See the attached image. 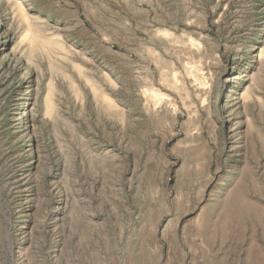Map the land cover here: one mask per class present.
Here are the masks:
<instances>
[{"label": "rangeland", "instance_id": "374dc122", "mask_svg": "<svg viewBox=\"0 0 264 264\" xmlns=\"http://www.w3.org/2000/svg\"><path fill=\"white\" fill-rule=\"evenodd\" d=\"M0 264H264V0H0Z\"/></svg>", "mask_w": 264, "mask_h": 264}]
</instances>
